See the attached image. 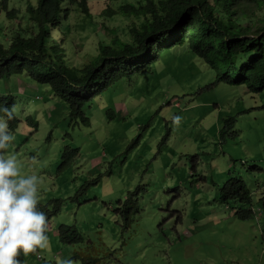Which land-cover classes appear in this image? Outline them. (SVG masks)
Listing matches in <instances>:
<instances>
[{
    "label": "rangeland",
    "instance_id": "rangeland-1",
    "mask_svg": "<svg viewBox=\"0 0 264 264\" xmlns=\"http://www.w3.org/2000/svg\"><path fill=\"white\" fill-rule=\"evenodd\" d=\"M11 1L16 18L0 13L4 45L26 23L25 1ZM256 3L237 5L254 37L264 26ZM87 6L91 17L68 6L57 36L63 60L75 67L92 61L101 44L129 41L128 29L143 19L106 0ZM108 7L117 12L111 18L103 17ZM155 59L95 96L83 109L87 125L72 123L68 105L47 85L25 77L0 82L18 120L6 154H15L22 175L38 177V204L56 210L48 244L18 253L21 264H264V90L217 83L213 65L188 46ZM232 176L251 192L250 219L236 216L246 207L219 200ZM128 193H136L138 209L126 223ZM62 225L76 227L83 241L62 244Z\"/></svg>",
    "mask_w": 264,
    "mask_h": 264
},
{
    "label": "trees",
    "instance_id": "trees-1",
    "mask_svg": "<svg viewBox=\"0 0 264 264\" xmlns=\"http://www.w3.org/2000/svg\"><path fill=\"white\" fill-rule=\"evenodd\" d=\"M22 1L26 10L20 18H25L26 23L14 27L6 45L0 43V82L25 77L49 86L68 105L72 123L87 125L89 120L83 109L95 96L122 77L149 69L163 50L171 48L188 46L195 55L206 57L216 71L217 83L244 86L252 93L264 90V26L258 36H249L247 22L237 14L240 2L256 3V0H136L137 4L129 0H106L119 4L117 11L121 14L143 19L128 29L129 41L101 44L100 53L79 67L63 60L59 45L62 39L58 40L57 36L62 35V17L66 18L68 6L77 5L91 17L87 0ZM257 5L264 7V3ZM11 7V0H0V13H5L9 20L16 18V10ZM114 13L117 12L108 7L103 17L111 18ZM14 103L11 94L0 97V104L11 111ZM16 122L15 116L8 121L12 130L17 127ZM62 156L69 159L67 152ZM219 193L222 204L246 207L237 213L239 220L252 217L251 192L241 178L230 177ZM135 196L136 193H128L126 198V205L132 208L127 207L123 212L126 223L132 221L131 216L138 209ZM38 208L45 212L47 222L56 212L46 205L38 204ZM129 210H135L131 216L127 214ZM58 239L64 245L83 241L76 227L65 225L59 228Z\"/></svg>",
    "mask_w": 264,
    "mask_h": 264
},
{
    "label": "clouds",
    "instance_id": "clouds-1",
    "mask_svg": "<svg viewBox=\"0 0 264 264\" xmlns=\"http://www.w3.org/2000/svg\"><path fill=\"white\" fill-rule=\"evenodd\" d=\"M18 79L23 80L16 77L15 81ZM13 89L5 86L6 91ZM13 116L0 104V264H21L18 253L27 255L48 244L47 217L38 208V177L22 175L15 154H6L15 139L8 126ZM179 120V116L173 117L174 122ZM59 264L71 261L60 260Z\"/></svg>",
    "mask_w": 264,
    "mask_h": 264
}]
</instances>
